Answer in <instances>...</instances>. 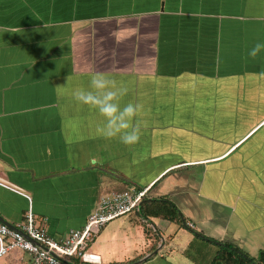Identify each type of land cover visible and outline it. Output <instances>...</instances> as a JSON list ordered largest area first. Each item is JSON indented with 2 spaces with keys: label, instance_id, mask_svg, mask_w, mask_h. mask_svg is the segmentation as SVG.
<instances>
[{
  "label": "crops",
  "instance_id": "0c3cea01",
  "mask_svg": "<svg viewBox=\"0 0 264 264\" xmlns=\"http://www.w3.org/2000/svg\"><path fill=\"white\" fill-rule=\"evenodd\" d=\"M144 189L100 264L264 251V0H0V217L60 241ZM161 201L183 225L142 218Z\"/></svg>",
  "mask_w": 264,
  "mask_h": 264
},
{
  "label": "built area",
  "instance_id": "2783aa9c",
  "mask_svg": "<svg viewBox=\"0 0 264 264\" xmlns=\"http://www.w3.org/2000/svg\"><path fill=\"white\" fill-rule=\"evenodd\" d=\"M147 190L115 191L103 195L96 210L87 218L85 225L70 232L67 238L57 241L46 228L36 221L29 209L24 222L10 228L0 221V259L8 252L19 249L30 257L29 264H100L99 254L91 251L99 232L115 219L129 216L141 206ZM194 230L195 224L188 222Z\"/></svg>",
  "mask_w": 264,
  "mask_h": 264
},
{
  "label": "trees",
  "instance_id": "16d2710c",
  "mask_svg": "<svg viewBox=\"0 0 264 264\" xmlns=\"http://www.w3.org/2000/svg\"><path fill=\"white\" fill-rule=\"evenodd\" d=\"M141 216L144 220L159 218L168 222H180V212L174 204L168 201L145 202ZM77 264L79 261L74 260ZM209 264H264V251L257 258L250 257L240 248L229 243H219V250Z\"/></svg>",
  "mask_w": 264,
  "mask_h": 264
},
{
  "label": "rangeland",
  "instance_id": "374dc122",
  "mask_svg": "<svg viewBox=\"0 0 264 264\" xmlns=\"http://www.w3.org/2000/svg\"><path fill=\"white\" fill-rule=\"evenodd\" d=\"M132 215V214H131ZM128 218H129V216H125V217H122V218H118V219H115L114 221H112V222H110L109 224H107L106 226H105V228L103 229V232L105 231V230H107V232H109V231H111L112 229H115L114 227L115 226H117V225H119V224H125L123 227L124 228H126V227H128V225H126V224H128L129 223V220H128ZM178 222V221H177ZM182 223V225H183V222L182 221H180V224ZM109 229V230H108ZM198 231V230H197ZM197 231H194V232H197ZM106 232V233H107ZM102 235V234H101ZM102 238L100 237V239H99V237L97 238V241L98 242H100L99 240H101ZM241 249V248H240ZM245 249H246V251H248L251 255H253L252 257L254 258L255 256H256V258L257 257H259V255H260V253L262 252V250H260V248H258L257 250H253V249H251L250 247H248V248H246L245 247ZM242 251H244L243 249H241ZM245 252V251H244ZM199 254H203V252L201 251V252H198ZM246 253V252H245ZM192 254L193 255H195V254H197L196 253V249H194V250H192Z\"/></svg>",
  "mask_w": 264,
  "mask_h": 264
},
{
  "label": "water",
  "instance_id": "95a60500",
  "mask_svg": "<svg viewBox=\"0 0 264 264\" xmlns=\"http://www.w3.org/2000/svg\"><path fill=\"white\" fill-rule=\"evenodd\" d=\"M0 221L2 223H4L5 225L9 226L10 228H14L13 226H11L10 224L6 223L1 217H0Z\"/></svg>",
  "mask_w": 264,
  "mask_h": 264
}]
</instances>
